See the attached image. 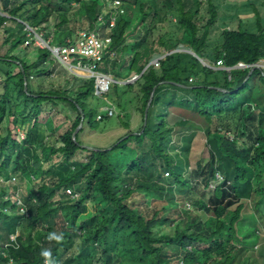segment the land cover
Segmentation results:
<instances>
[{"label": "trees", "instance_id": "16d2710c", "mask_svg": "<svg viewBox=\"0 0 264 264\" xmlns=\"http://www.w3.org/2000/svg\"><path fill=\"white\" fill-rule=\"evenodd\" d=\"M243 1L244 7L229 4L220 14L215 0H0V29L10 44L0 55V177L17 180L0 187V226L16 236L0 245V264H264V253L253 255L257 238L250 240L259 236L255 215L252 229L240 222L252 194L264 198V69L220 68L264 60V0ZM9 22L23 32H10ZM27 27L50 46L73 42L79 30L96 32L105 43L99 70L120 80L141 73L123 85L140 88V126L129 130V101L107 94L120 109L113 116L128 129L118 139L126 137L103 150L84 146L78 132L74 140L81 119L91 128L98 121L89 106L94 79L69 71L66 89L32 90L34 75H53L51 65L46 73L42 68L53 55L35 45ZM180 44L211 67L176 51ZM156 54L164 55L159 66L148 65ZM46 112L70 122L59 134L63 123L53 124L49 115L45 127L58 133L51 145L34 148L28 132L20 140L12 122L1 131L18 113L39 132ZM198 131L210 158L190 168ZM211 180L218 184L207 201L188 197L194 181L205 191ZM67 188L79 197L66 196ZM60 192L66 200L57 204ZM145 193L160 200L157 209L145 206ZM196 210L212 225L202 226ZM166 223H175L172 232H160Z\"/></svg>", "mask_w": 264, "mask_h": 264}, {"label": "rangeland", "instance_id": "374dc122", "mask_svg": "<svg viewBox=\"0 0 264 264\" xmlns=\"http://www.w3.org/2000/svg\"><path fill=\"white\" fill-rule=\"evenodd\" d=\"M215 2L219 5L220 14L224 13L225 6H227L229 4L234 3L235 6H237L236 8H240L244 4L243 0H236V1L235 0H215ZM233 11L235 12V10H233ZM231 14H233V13H231ZM245 16H246L245 14L242 15V17H245ZM5 27L7 29H9L10 32H12V31H14V33L23 32V30H17L16 25L12 24L10 22L7 23L5 25ZM26 29L30 30L31 32H33L35 34V37H34L35 45L47 48L46 42L41 38V36L39 34L35 33V30L33 28L27 27ZM27 30H25L26 33H27ZM48 30L51 33L53 32V24H51L48 27ZM5 36L6 35H4L3 31L0 29V55L5 54L9 49L10 44L3 42ZM67 40H71V39H67ZM129 41H130V39H129ZM25 42L31 43L30 38L27 39ZM26 44L27 43H25L23 46H25ZM27 47L29 48L30 46H27ZM185 47L186 46L180 44L177 49H179L178 51H184ZM51 62H52V64H49V62H48L47 64L42 65V68H43L44 72L46 73V72H48L49 67L51 65L53 67L52 68L53 69V71H52L53 75L48 76L46 78L42 77L41 79L34 75L35 78L32 79L31 88L35 92H38L40 90H42V92L43 91L45 92V91L56 89V88H60L61 90H64L67 88V84L65 85V82L67 81V78L69 75L65 74V72H69V70L67 69L66 65L59 63L53 57L51 59ZM113 77L117 81L118 80L119 81H125L126 80V79L120 80V79L116 78L115 75ZM123 85H124L123 83H114L110 88L111 90L107 93L109 95L108 97L110 99L119 97L121 101L126 100L125 102H127V103L129 101L128 106H131V104L133 103V100H131V98H134V97L131 96V94L129 95L130 90L126 89V87ZM40 86H41V88H40ZM11 88L13 90V95H14L15 85L13 82H11ZM2 92H3V86L0 85V93H2ZM13 95H12V100L14 98ZM104 98H106V97L105 96L104 97L97 96L95 93H93V95L90 96V99H89L90 100L89 106L94 113L102 114V116L105 117L106 111L103 110V108L108 107L109 102H112V101L105 100ZM13 102H14V100H13ZM138 110L140 111V108H138ZM156 110H158L157 106H155V111ZM140 114H141V111H140ZM154 114L156 115L157 111ZM49 115L53 119V124L57 125V124L63 123L62 127L58 130L59 134L61 132H63L65 129L70 127V122L65 121L63 119L62 115L55 116L54 114H52V112H46V113H43L42 115H40V117H39L40 123H39V129H38L39 132H35V130H32V127L30 124L23 123L20 120L19 115L17 113L18 117H14L13 120H11V121L9 119L4 120V122L2 124V130L1 131L3 134H5L7 131V128L9 127L8 124H10V122H12L16 125L19 136L25 137V132H28V134L30 135L29 144L31 146H33L34 148H35V146L39 147V145H41V144L51 145L53 143V140L57 137L58 133H55V135H53V133L50 130L46 129V127H45L46 122L45 121L47 120V118L50 117ZM118 122L119 121L117 120L116 116L115 117L112 116L110 118H103L102 120H98L95 124V128H91V127L87 126L86 124H84L82 127V130L81 131L79 130L80 132L78 131L79 140L84 144V146L89 147V148L110 149L114 144L119 143V141L121 139L125 138V136H124V137L118 139L119 137H121V135L125 134L128 131V130H125L126 132H122L120 134V136L118 137L117 131H116V127L118 126V124H120ZM44 135H46L47 137L42 142V139H43L42 137ZM20 140H23V139H20ZM209 158H210V149L206 143L205 135L203 132L198 131L196 136L194 137V139L192 141V147H191V151L189 154L190 168H195L198 162L205 164L209 160ZM1 160L2 159L0 158V162H1ZM118 160H120V157ZM44 166L46 167V164ZM167 174L168 173H166V176H167ZM16 181H17L16 178L14 181H12V180H10V181L5 180L4 181L3 180L4 183H2L0 181V187L5 186V187L9 188L14 183H16ZM194 182L197 183V188H196L195 192H190L188 194V197L191 198L192 200H198L201 198L202 200L207 201L209 195L216 188V186L218 184V181L211 180L210 187L204 191L202 186L199 184V182H197V181H194ZM20 189H21V191L26 193L27 190L29 189V185H27V184L25 186L21 185ZM61 194H63V193L60 192V194H58L59 196L57 195V197H56L57 204H59L61 202L63 203V201L66 200V198L63 197ZM9 197H10V195L8 193L7 198H9ZM60 197H61V199H60ZM144 199H145V206L148 207L149 210L150 209L152 210V208L157 209L159 207L158 204L160 203V200L156 197V195H153L150 193H145ZM247 202H248L247 205L244 206V208L241 212L243 217L240 220V222L242 224V229H244V230L252 229L254 226H253V221H252L251 216L253 214L255 215V217H256V223H255L256 225L255 226L258 227L259 236L255 237L252 235L250 237V240H255L257 238L258 242L253 247V255L260 256L262 253H264V198H261L260 195L252 194L250 200ZM137 203H138V201H137ZM190 203L191 202L189 200L186 201L185 206H183V207H185V210H187L189 208ZM258 203H259V205H258ZM173 210H175V209H173ZM194 214L199 216L200 220L202 221V226H204L205 228L212 225L213 220H211V218H208V215L205 214L202 210H196L194 212ZM174 224L175 223L163 224V226H161L160 232H166V233L172 232L174 229V226H175ZM8 238L9 237L5 234V230L0 226V245L4 246L5 244H7ZM68 253H70V251ZM248 254H250V251L246 252V255H248ZM91 261L93 262V259H91Z\"/></svg>", "mask_w": 264, "mask_h": 264}, {"label": "built area", "instance_id": "2783aa9c", "mask_svg": "<svg viewBox=\"0 0 264 264\" xmlns=\"http://www.w3.org/2000/svg\"><path fill=\"white\" fill-rule=\"evenodd\" d=\"M101 19V18H100ZM114 22L111 20V26H113ZM41 39V38H40ZM42 40V39H41ZM68 44H63L60 46H50L48 43L47 48L51 51L53 57L57 58L62 64H65L67 69L78 76L85 78H93L94 79V93L97 96H106V94L110 91L111 86L114 83H117V80L113 77V75L105 73L98 69V65L104 60L105 56V43L104 41L98 37L96 32L88 31V30H79L76 33L75 39L73 42L71 40H67ZM113 55V54H112ZM164 58V55L155 56L148 65H153L155 67L159 66L160 60ZM202 64L209 66L202 60ZM147 65V66H148ZM218 66L222 65L221 61L217 62ZM240 65H244L240 63ZM146 66V67H147ZM247 66L240 67L246 68ZM226 70H231V67H220ZM141 77V73H132L125 81H119L123 84H131L138 81ZM191 80V79H190ZM103 110L106 111L108 116H113L116 113L115 106L109 102L108 107H104ZM102 118L101 114L97 115V119L100 120ZM19 136V135H18ZM20 139H23L24 136H19ZM218 179H221L219 175ZM14 181L15 177L12 176L7 181ZM0 181L3 182V179L0 177ZM66 196L71 199H77L79 197V193L73 191L71 188H67L63 192ZM17 205L20 206V211L23 213L25 211V207L22 204L18 193ZM16 241V236H9V240L4 247H7L12 242ZM46 264H49L48 262Z\"/></svg>", "mask_w": 264, "mask_h": 264}, {"label": "crops", "instance_id": "0c3cea01", "mask_svg": "<svg viewBox=\"0 0 264 264\" xmlns=\"http://www.w3.org/2000/svg\"><path fill=\"white\" fill-rule=\"evenodd\" d=\"M184 52H186V51H184ZM155 56H157V54L154 55V57ZM138 87H139L138 85H135V87L130 91L129 95L131 94V96L134 97V98H131V100H133V103L131 104V106H128L126 108V111H125L129 115V121H130V129L129 130L137 129L140 126L141 119H142L140 111L138 110V108H140V100L138 101L137 98H141L140 97L141 93L139 90L140 88H138ZM104 99L106 100V98H104ZM113 104L116 108V111L120 112L119 107L115 103H113ZM125 130H128V129H125L124 127H122V125L118 124V126L116 127L118 137L120 136V134L122 132H126Z\"/></svg>", "mask_w": 264, "mask_h": 264}, {"label": "water", "instance_id": "95a60500", "mask_svg": "<svg viewBox=\"0 0 264 264\" xmlns=\"http://www.w3.org/2000/svg\"><path fill=\"white\" fill-rule=\"evenodd\" d=\"M47 44V43H46ZM179 50V49H176V51ZM186 52L192 54L193 56L197 57L201 62H202V59H200L196 53L194 51H192L189 47H185V50ZM263 61V62H262ZM150 63V62H149ZM244 66H247V67H250L251 68V71L254 70V69H264V60H261L257 63H253L251 65H236V66H233L231 67V69H236V68H240V67H244ZM117 83H120L119 81H117ZM26 84V83H25ZM26 88V87H25ZM156 89V86L154 87L153 91L151 92V95H150V98H149V101H148V104L146 106V109H145V112H144V119L146 120V116H147V112H148V108L151 104V101H152V98H153V95H154V91ZM144 120V121H145ZM83 125V119H81V122L80 124L77 126V128L75 129V131L73 132V139L76 140V134L77 132L81 129ZM144 125H145V122H144ZM126 137V136H125ZM96 150H103V149H96Z\"/></svg>", "mask_w": 264, "mask_h": 264}]
</instances>
